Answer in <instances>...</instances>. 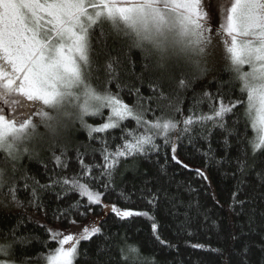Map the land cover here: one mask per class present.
Segmentation results:
<instances>
[{
    "label": "snow or ice",
    "instance_id": "snow-or-ice-1",
    "mask_svg": "<svg viewBox=\"0 0 264 264\" xmlns=\"http://www.w3.org/2000/svg\"><path fill=\"white\" fill-rule=\"evenodd\" d=\"M218 17L214 28L204 0H0V205L25 207L18 195L21 185L16 176L17 164L25 156L31 158L29 144L38 127L53 131L66 121H78L89 140L99 142L101 161L86 163L78 152L79 171L69 175L66 150L53 152L55 166L63 171L49 175L45 183L34 176H24L23 189H30L31 194L28 204L40 207V192L59 187L66 194L76 192L79 196L60 216H67L72 210L87 215L97 206L121 220L143 216L152 221L153 236L161 246L175 247L160 236L159 226L149 212L105 203L104 193L95 184L108 189L122 160L152 152L159 154L162 148L170 150L171 160L177 165L188 168L177 155L178 141L187 136L191 142L196 125L211 124L224 130V143L228 145L227 137L233 130L227 125V117L241 108L252 133L248 140L252 154L264 153V0H221ZM105 25L129 39V50L139 49L146 58L154 57L155 66L161 71L178 58L196 78L208 70L214 33L240 96L225 102L219 93L214 97L205 91L187 113L181 106L174 108L180 119L162 111L157 115L161 108L158 102L169 99L160 85L150 81L149 95L145 96L143 85L133 84L128 95L134 100L128 102L121 95L128 86L120 83L119 58L110 56L103 64L107 79L104 87L98 88L92 82L94 58L108 54L103 48L94 47L93 37L98 30L101 36L105 35ZM99 69L97 63L96 70ZM189 86L190 81L182 76L178 87ZM205 100L209 111L197 114ZM168 107L172 108L171 102ZM97 117L99 123L88 122ZM167 155L166 151V160ZM237 163L243 172L246 161ZM196 172L208 180L203 170ZM149 194L148 203L154 206L158 194ZM121 196L130 199L123 193ZM245 203L239 199L238 191L232 193L233 205L243 208ZM81 208L83 212L79 211ZM70 223L76 225L77 221ZM80 229L75 234L47 229L48 250L39 259L44 264H75L81 242L102 234L101 227L95 224H82ZM232 239L237 237L233 235ZM29 240L20 232L19 224L0 237V264H31L30 258L19 262L12 258L15 247ZM190 246L206 248L198 243ZM247 252L245 247L243 255ZM119 259L120 264H156L155 257L143 256L138 245L127 241L119 247Z\"/></svg>",
    "mask_w": 264,
    "mask_h": 264
},
{
    "label": "trees",
    "instance_id": "trees-1",
    "mask_svg": "<svg viewBox=\"0 0 264 264\" xmlns=\"http://www.w3.org/2000/svg\"><path fill=\"white\" fill-rule=\"evenodd\" d=\"M104 33L101 36L98 30L93 37L94 47L97 50L103 48L108 55L94 58L92 82L102 89L107 79L104 62L109 56L119 58L120 83L128 86L123 88L121 95L128 102L134 100L128 95L129 87L142 84L141 91L147 96L150 81L158 83L169 97L158 102L161 108L156 114L160 115L162 111L177 119L181 117L174 108L181 106L187 113L205 91L214 97L219 93L225 102L240 96L222 55L221 61L216 65L208 64L207 72L196 78V74L181 61L169 62L167 70L161 71L155 66L154 57L146 58L139 49L129 50L127 37L115 33L107 25ZM97 63L99 71L96 70ZM145 65H148L147 69ZM182 76L190 81L186 89L178 87ZM111 87L116 90L115 83ZM170 102L172 108L168 107ZM152 107L155 108L156 103ZM201 110L209 111L208 101L199 106L197 114ZM88 122L100 121L97 117L89 118ZM227 125L233 130L227 137L228 145L224 143V130L213 128L211 124L196 125L191 142L187 136L178 141L177 155L188 168L177 165L171 160L170 150L162 148L159 154L152 152L122 160L108 189L95 184L104 193L105 203L149 212L159 226L160 236L175 247L161 246L153 236L152 221L143 216L121 220L100 206L87 215L72 210L67 216H60V212L68 209L79 196L76 192L66 194L59 187L40 192V207L28 204L31 194L30 189H23L24 176H34L45 183L49 175L63 171L55 166L53 152L59 154L61 149L66 150L69 175L79 171L78 152L83 154L86 163L101 161L99 142L89 140L86 129L78 121H66L53 131L38 127L29 144L31 158L25 156L17 164L16 176L21 185L18 195L25 207L0 205V237L19 224L20 232L30 240L23 246L17 245L12 258L18 262L30 258L31 264H44L39 257L48 250L45 245L49 235L47 229L76 233L82 230L80 225L87 226L97 220L95 225L101 227L102 234L81 242L75 264H120L119 247L125 241L138 245L143 256L155 257L156 264H241L242 261L244 264H264V153L252 154L248 144L252 133L246 127L242 108L229 114ZM109 142L112 143L111 139ZM238 160L246 161L243 172L238 170ZM196 169L203 170L208 180H203ZM96 174L99 175L98 171ZM234 191L239 192L240 200L246 201L243 208L232 204ZM150 192L159 197L154 206L148 203ZM121 193L130 199L124 200ZM71 220H76L77 224L71 225ZM233 235L237 239L233 240ZM196 243L206 248L190 246ZM245 247L248 249L246 256L243 255Z\"/></svg>",
    "mask_w": 264,
    "mask_h": 264
},
{
    "label": "rangeland",
    "instance_id": "rangeland-1",
    "mask_svg": "<svg viewBox=\"0 0 264 264\" xmlns=\"http://www.w3.org/2000/svg\"><path fill=\"white\" fill-rule=\"evenodd\" d=\"M221 2V0H204L205 8L209 10L210 12V17L213 22V27L215 28L216 23L218 22V5ZM213 45L214 47L210 48V53L207 57V65L212 64L216 65L219 61H221V57L223 56V50H222V45L220 44L219 40L215 37L213 33ZM222 55V56H221ZM176 61H181L182 60L178 58H174L170 62H176ZM108 210V209H106ZM97 220L89 222L87 226H91L93 224H96ZM71 232V231H69ZM72 234H75L74 232H71Z\"/></svg>",
    "mask_w": 264,
    "mask_h": 264
}]
</instances>
